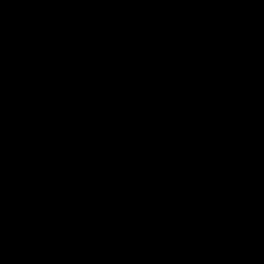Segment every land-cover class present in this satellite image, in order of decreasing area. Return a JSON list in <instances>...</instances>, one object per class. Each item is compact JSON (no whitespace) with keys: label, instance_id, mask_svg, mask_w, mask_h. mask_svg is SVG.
<instances>
[{"label":"trees","instance_id":"trees-1","mask_svg":"<svg viewBox=\"0 0 264 264\" xmlns=\"http://www.w3.org/2000/svg\"><path fill=\"white\" fill-rule=\"evenodd\" d=\"M13 1L20 11L17 22L0 24V122L28 124L41 119L46 128L42 147L3 151L0 171L33 227L30 238L48 242L35 260L12 255L0 244V264H117L118 249L130 254L134 224L120 228L115 211L84 188L87 184L81 180L73 179L72 186L85 198L82 217L107 221L114 232L98 238L68 232L49 239L50 229L65 209L57 197L58 179L64 173L61 165L74 163L93 170L136 149L163 144L179 147L203 139L228 140L244 128L233 118L216 116L205 70L172 54L178 36L171 9L201 0ZM44 5L45 21L26 29L27 19ZM201 17L213 34L227 31L229 36H239L238 28L225 29L224 13L208 12ZM166 40L171 42L164 44ZM256 47L249 45L244 53L245 73L238 78L239 87L264 101V67L251 57ZM117 66L119 79L109 91L70 98L77 85ZM182 77L193 86H181ZM153 96L172 100L146 118L148 109L143 101ZM172 184L165 187L164 206L159 204L162 199L155 197L150 208L152 213L161 210L168 225L173 215L186 212L187 206L189 214L193 210L185 192L170 190ZM187 187L191 188L189 183ZM206 188L198 185L189 190L204 196L211 189ZM153 228L146 219L135 225V230L150 231L151 235L157 231ZM200 257L196 264L208 263L205 254Z\"/></svg>","mask_w":264,"mask_h":264},{"label":"water","instance_id":"water-1","mask_svg":"<svg viewBox=\"0 0 264 264\" xmlns=\"http://www.w3.org/2000/svg\"><path fill=\"white\" fill-rule=\"evenodd\" d=\"M210 7H215L216 13L227 7L239 9L242 17L258 18L264 9V0H215L180 4L171 9L180 29L179 41L171 47L173 56L190 59L207 72L211 83L209 96L216 116L233 118L238 125H247L228 140L203 139L179 147L163 144L157 148H140L93 170L63 163L61 168L65 174L58 179L57 197L66 209L60 221L50 229V240L70 231L88 238L105 237L114 232L107 221L82 217L85 198L72 186L73 179L88 183L93 192L100 193L120 218L119 227L125 228L132 218L146 219L149 213L145 205L150 198L181 176L225 174L264 163V101L230 83L232 75L242 76L245 69L241 57L229 47L218 44L216 37L197 18ZM19 13L15 1L0 0V24L16 23ZM110 82L111 76L105 74L98 86L106 87ZM45 128L46 122L41 119H32L28 124L0 122V154L16 148L42 147ZM4 179L0 171V244L12 255L35 260L48 240L30 238L33 227L27 223L15 193ZM260 222H264V214L218 220L198 217L174 233L190 241L205 242L212 253L224 258L245 260L255 258L264 241V236L258 239L252 236V243H248L250 233ZM179 251L167 249L159 264H192L200 260L184 250Z\"/></svg>","mask_w":264,"mask_h":264},{"label":"flooded vegetation","instance_id":"flooded-vegetation-1","mask_svg":"<svg viewBox=\"0 0 264 264\" xmlns=\"http://www.w3.org/2000/svg\"><path fill=\"white\" fill-rule=\"evenodd\" d=\"M210 1H215V0H201L199 2H196L195 4L207 3ZM222 1H226V0H222ZM215 10H216L215 7H210L205 12L200 14L197 18L203 22L201 16L208 13V12H210V13L213 12L214 14L224 13V15L226 17H233L234 19H239V20L244 21V23H249L250 27H256L257 29H264V9L262 10L261 15L258 18L242 17L241 11L239 9L234 10V9L227 7V8H223L221 13H216ZM238 29L240 30V33L243 31L241 26ZM210 34H212L213 36L216 37L218 44L229 47L230 49H232V51L234 53L238 54L241 57V61L243 62L244 53H241L235 46H233L231 44H226L223 41L218 40L219 38L217 37V35L213 34L212 32H210ZM247 36L248 35H244V36L239 37V39H240L239 45L240 46L246 40ZM243 66H244V64H243ZM244 69H245V67H244ZM115 71H119V73H120L121 72L120 67L119 66L111 67L109 69L101 70L97 73L98 75L96 77L98 80V84H99L100 78L103 77L105 74H108L111 76V82L108 86H106V87H99L98 86L100 88L99 90H101L98 95H102L103 93H106L107 91H109L112 88V86L117 82V80L119 79L118 78L119 75L117 77H115L114 76ZM238 77L239 76L232 75L230 77V83H231V80H233L234 78H238ZM246 125L247 124H244V127ZM104 165H106V164H104ZM101 166H103V165H100L98 167H101ZM62 174H65V171ZM181 177H185V179L188 180L187 183H190L194 186L197 185V183H195L194 181L197 182V181L202 180V179H206V180L210 181V184L212 187H213L214 182H217V184H216V186H214V188L211 187L212 190L209 193L210 198L213 200H217V199L224 196L227 199L231 198L230 204L233 206L237 205V207H238V201L240 198L242 199L243 197H249V199H247V201H248L247 203H244L242 205L240 211H234L232 213L221 212L220 214L222 216L215 217V218L213 216L212 217H210V216H204V217L203 216H193L192 218L185 220V222L183 224H181L180 226H178V228H180L181 226H184L186 223H188L192 219L198 218V217L205 218L206 220H208V219L218 220V219L230 218V217H233L236 215L264 214V164L263 163L259 164V165H255V166H250L247 168H242V169L237 170V171H231V172H228L225 174H210V175H201V176H196V177H188V176H181ZM224 178H226V179H224ZM86 184H87V186H84V188L87 187L93 192V190L89 186V184L88 183H86ZM164 190H165V187L160 189L156 194H154L150 198V200L145 205V207L149 213V216L146 219L148 220L151 216L155 217L156 219L158 218V222H157L158 223V231H156V233L154 235H150V234L139 235V233H135V231H130V252H132V254H130V264H132L131 262L135 258L139 259L138 264H141V263L142 264H159L160 258L166 254V250L169 248H170V250L171 249L178 250V252H180L179 250H184L187 253L198 257L200 260H201V257L199 254L201 252H204V254H206V252H207V254L209 253L208 257H211V258L207 259L208 260L207 264H264V263H261V259H264V241H261V244L259 246L260 247L259 251L256 254L255 258L249 257V258H246L245 260H242V259H236L233 257L224 258L221 254H214L211 252V247L207 243H205V242L200 243L199 240H197V239L190 241L188 239H184V237H182V236L181 237L176 236L174 232L177 228H175L171 233H166L165 231L164 232L160 231L161 229H164L166 225H168V223L165 221L166 220L165 216L162 217L163 214H162L161 210L158 211V215L156 212L152 213L150 208H151V203H153L151 201L155 197L162 199L159 202V204L161 207L164 206V201H165L164 200V197H165ZM93 193L95 195H97L98 197H100L107 204L104 197L100 193H95V192H93ZM256 202H260L259 203L260 204L259 210L252 208V205H254V203H256ZM186 208H187L186 212H183V211L180 212V214L183 217H186L189 214L188 213L189 212V206H187ZM65 209H66V206H65ZM65 209H64V212H65ZM115 213H116V211H115ZM185 213L187 215H185ZM116 215H117V213H116ZM138 219H143V218H141V217L132 218V219H130V223L132 221H135ZM118 222L120 223L119 217H118ZM232 234L234 235L233 231H232ZM143 236L145 238H143ZM252 236H256L257 239L264 236V222H260V223L256 224L253 232H251L249 235L248 243H252V241H251ZM135 237H138L139 239L133 240V239H135ZM148 244H150V249L153 248V245H156L160 248V250L153 251V250L149 249L150 251L149 250L146 251L144 249V246L148 245ZM139 245H143V247H141L139 249V251L134 254L133 251ZM196 263H192V264H196Z\"/></svg>","mask_w":264,"mask_h":264},{"label":"rangeland","instance_id":"rangeland-1","mask_svg":"<svg viewBox=\"0 0 264 264\" xmlns=\"http://www.w3.org/2000/svg\"><path fill=\"white\" fill-rule=\"evenodd\" d=\"M193 3H195V2H193ZM46 18H47V6L44 5L40 9H38L31 17H29L27 19L26 24H25V28L30 29L34 26V24L36 22H43V21H45ZM224 18H225V23H226L225 29H229V27H232L233 29H237L241 26L243 31L241 33L239 32V36L238 35L229 36V33L226 31L225 33L217 35V37L219 38L218 40H221L226 44H231V45L235 46L241 53H247L249 45L257 46L255 48V49H257V52L254 53V55L252 54L251 57L257 58L259 63L264 67V29H257L256 27H250L249 23H244V21L239 20V19H234L233 17H226L225 16ZM176 23H177V31L175 32V35H177L178 38H177V41L175 43H177L179 41V38H180V29L178 28L177 20H176ZM244 35H248V36H247L246 40L240 46L238 38L241 36H244ZM168 42H171V41L166 40V41H164V44H166ZM175 43H173V44H175ZM181 69L184 70L185 69L184 66H182ZM119 74H120L119 71L114 72L115 77H117ZM97 75L98 74H96L95 76H92L91 78H89L86 81L82 82L81 84L77 85L71 91L70 98L72 100H78V99H81L82 97H85V96H96V95H98L101 90H99L100 88L98 87V80L96 77ZM243 76H244V74L242 76H239L238 78H241ZM238 78H234L233 80H231V84L236 86V87H239L240 81ZM245 80H247V78ZM181 86H183L184 88H187V87L193 86V84L186 77H182ZM239 88L242 89L241 87H239ZM160 89H155L154 91L155 92L160 91ZM245 91H247V90H245ZM254 98H256V97H254ZM118 100L120 101V104H123V101L120 98ZM171 100L172 99H169V98H162V97H156V96L145 99L143 101V105L145 108L148 109V112L145 113L146 118L151 117L152 114L156 110H158L159 108L165 107L166 105H168ZM242 130L238 134H240L242 132ZM49 133L52 134L53 131L49 130ZM224 179H226V178H224ZM187 182H188V180L185 178H179L178 181L174 180L171 182V183H173L172 185H174V186H171L170 190L175 191L174 193H176V192L184 193L185 192L187 197H189V199L193 202V204H191L193 210L186 217H183L180 213H178L177 215L174 214L173 215L174 219H172L173 222L171 221L172 222L171 224L166 225L165 228L161 229L160 231H163V232L165 231L166 233H171L175 228H178V226L183 224L185 222V220L190 219L193 216H203V217L204 216H210V217L213 216L215 218V217L222 216L220 214L221 212L232 213L234 211H240L242 205L244 203H247L248 202L247 199H249V197H243L242 199L240 198L238 201V207H237V205L233 206L230 204L231 198L227 199L224 196L217 199V200H213L210 198L209 193L212 190V188H214V186H216L217 182H214L213 187H212L210 184V181H208L206 179H202V180H199L197 182L194 181L195 183H197L196 186L189 183V186H191V188L187 187ZM207 182H208L209 187L207 186ZM198 185L200 187H203V188L207 187L206 189H210L211 187L212 188L207 193H205L204 196H199L198 193H195V192L193 193L190 191V190H194V189L196 190ZM166 191H167V188L165 189V194H166ZM259 203L260 202L254 203V205H252V208L259 210V207H260ZM155 210H157V209H155ZM156 213L158 215V211ZM177 219H179V221ZM141 220H144V219H138V220L131 222L132 224H134L135 233H139V235H143V234H150L151 235L150 231H137V230H135V225L137 224V222H139ZM146 221L149 223L150 229H152L154 227V228H157V231H158V223H157L158 218L156 219L155 217L151 216L148 220L146 219ZM70 232H75V231H70ZM75 235H76V233H75ZM128 236H129V234H128ZM143 238H145V237L143 236ZM33 239H37V238H33ZM138 239H139L138 237H135V239H133V240H138ZM141 247H143V245H139L137 248H135L133 253L135 254L136 252H138ZM144 249L146 251H148L150 249V244L145 245ZM150 250L157 251V250H160V248L156 245H153V248H151ZM112 251H114V249H112ZM130 254H132V252H130ZM130 254H126L123 251V249H118L115 252V258L114 259H115L117 264H130ZM201 254H204V252H201L199 255L201 256ZM205 256L207 257V259L211 258V257H208L209 253L207 254V252H206ZM126 257H128V258H126ZM131 263L132 264H138L139 259L135 258L132 260ZM261 263H264V259H261Z\"/></svg>","mask_w":264,"mask_h":264}]
</instances>
